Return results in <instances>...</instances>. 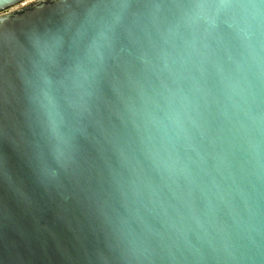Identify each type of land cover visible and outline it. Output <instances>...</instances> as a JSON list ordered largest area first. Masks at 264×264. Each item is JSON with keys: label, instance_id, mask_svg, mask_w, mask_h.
<instances>
[{"label": "water", "instance_id": "water-1", "mask_svg": "<svg viewBox=\"0 0 264 264\" xmlns=\"http://www.w3.org/2000/svg\"><path fill=\"white\" fill-rule=\"evenodd\" d=\"M0 264H264V0H0Z\"/></svg>", "mask_w": 264, "mask_h": 264}]
</instances>
